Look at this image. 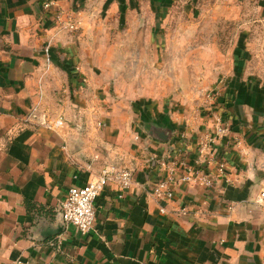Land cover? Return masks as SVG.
Listing matches in <instances>:
<instances>
[{
  "label": "crops",
  "instance_id": "1",
  "mask_svg": "<svg viewBox=\"0 0 264 264\" xmlns=\"http://www.w3.org/2000/svg\"><path fill=\"white\" fill-rule=\"evenodd\" d=\"M46 2L55 6L46 11ZM78 5L0 0V264H264V207L255 203L264 189V94L230 85L215 113L171 121L149 115L153 104L143 102L153 118L137 119L126 133L107 115L94 122L85 108L75 119L70 93L81 75L69 72L77 50L56 35L55 13ZM43 117L63 125L46 128ZM219 118L230 129L219 145L229 182L179 184L173 200L159 202L153 185L174 158L194 165L198 141ZM152 125L171 138L150 137ZM107 165L133 171L132 187L104 189L89 233L65 226L58 214L69 189Z\"/></svg>",
  "mask_w": 264,
  "mask_h": 264
},
{
  "label": "rangeland",
  "instance_id": "2",
  "mask_svg": "<svg viewBox=\"0 0 264 264\" xmlns=\"http://www.w3.org/2000/svg\"><path fill=\"white\" fill-rule=\"evenodd\" d=\"M62 11L76 27L56 26L77 50L75 119L85 108L126 133L148 114L215 113L230 85L264 94V0H80Z\"/></svg>",
  "mask_w": 264,
  "mask_h": 264
},
{
  "label": "built area",
  "instance_id": "3",
  "mask_svg": "<svg viewBox=\"0 0 264 264\" xmlns=\"http://www.w3.org/2000/svg\"><path fill=\"white\" fill-rule=\"evenodd\" d=\"M55 6L54 2H46L43 8L46 11ZM57 24L64 28L74 30L69 14L62 10L55 13ZM214 96H219L218 91ZM41 124L49 129L62 127L63 118L57 117L48 119L43 117ZM230 129L219 118L217 126L212 133L207 134L197 143V157L194 165L190 163L187 156L174 158L172 165L166 169L167 175L159 179L152 187V194L159 202H166L174 199L176 185L194 184L206 189H211L219 179L228 180L229 161L219 149L221 140L227 137ZM184 169L180 174L178 168ZM134 182L133 171L126 167L107 165L100 169L99 173L90 178L83 186H72L65 199L61 202L59 214L65 226H73L82 234L89 233L94 227L96 220L95 201L107 187H114L119 192L128 191ZM122 197V195L120 196ZM258 206L264 207V189L255 199ZM164 213L165 209L161 208ZM186 214V210H182Z\"/></svg>",
  "mask_w": 264,
  "mask_h": 264
},
{
  "label": "water",
  "instance_id": "4",
  "mask_svg": "<svg viewBox=\"0 0 264 264\" xmlns=\"http://www.w3.org/2000/svg\"><path fill=\"white\" fill-rule=\"evenodd\" d=\"M149 136L152 137L153 139L157 140V141L165 142L171 138L172 132L166 128L159 127L156 125H152V126H150ZM58 217H59L60 221L62 222L60 214H58Z\"/></svg>",
  "mask_w": 264,
  "mask_h": 264
},
{
  "label": "trees",
  "instance_id": "5",
  "mask_svg": "<svg viewBox=\"0 0 264 264\" xmlns=\"http://www.w3.org/2000/svg\"><path fill=\"white\" fill-rule=\"evenodd\" d=\"M67 70H70V69L67 68ZM69 75H70V76H71V75H72V76H76V75H78V73H75L74 70H73V71L70 70Z\"/></svg>",
  "mask_w": 264,
  "mask_h": 264
}]
</instances>
